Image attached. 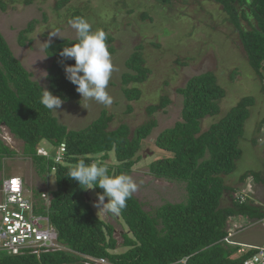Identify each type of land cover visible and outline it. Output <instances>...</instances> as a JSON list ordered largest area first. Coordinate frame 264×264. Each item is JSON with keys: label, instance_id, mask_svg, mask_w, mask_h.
I'll list each match as a JSON object with an SVG mask.
<instances>
[{"label": "trees", "instance_id": "16d2710c", "mask_svg": "<svg viewBox=\"0 0 264 264\" xmlns=\"http://www.w3.org/2000/svg\"><path fill=\"white\" fill-rule=\"evenodd\" d=\"M15 1L0 0V11H7ZM70 1L57 0L55 9H65ZM158 1L164 6L173 2ZM209 1L220 5L228 22L238 30L248 62L256 77L263 80L264 0ZM31 2L24 0L25 4ZM72 17L84 18L80 11H75ZM242 20L249 24V29L242 26ZM35 25L36 20L31 21L20 32L21 46ZM112 41L107 35V44ZM75 42L78 40L58 39L45 49L52 58L47 75L48 90L64 102L79 99L76 85L66 78L59 55L64 46ZM108 50L112 53L113 47ZM140 50L141 46L136 47L128 57L126 71L121 76L122 92L128 101L140 98L142 92L138 85L145 83L150 74ZM64 63L74 64L75 61L68 59ZM32 77L0 32V125L4 124L24 142V154L34 161L40 176L54 171L57 189L51 192L48 207L41 198L43 193L35 190L33 194L37 199L36 215L49 217L63 249L40 256L0 253V264H86V257L104 259L109 264H241L253 253L240 254L238 245L224 241L232 219L264 220V205L250 198L244 202L236 200L231 197L234 188L227 184L228 176L236 170L242 156L240 142L245 138L250 108L256 102L253 96L241 98L224 117L203 130V120L220 112L219 102L226 96L217 76L211 71L196 75L176 90L183 97L181 119L155 140L156 147L169 152L170 156L152 162L149 172L156 179L183 183L187 199L180 203L167 202L154 212H148L132 195L119 214H112L127 225V230L120 234L125 250L116 252L119 246L115 228L97 216L88 196L91 189L97 194L103 193V189L99 186L83 189L66 175L81 159L87 164L107 165L105 161L111 153L115 154L117 163L107 165L110 174L129 175L141 159L138 153L142 141L157 126L153 114L165 109L170 99L163 96L158 104L149 105L146 111L151 118L133 131L127 124L111 130L113 118L105 109L90 125L71 130L41 103L44 89ZM131 110L128 106V111ZM43 143L51 153L49 157L37 154V147ZM253 143L256 145L257 140L253 139ZM61 144L65 145L63 160L56 162L54 156ZM1 146V157L15 155L4 144ZM248 177L264 183L263 172L251 169L238 181L245 182ZM227 198L230 204H225Z\"/></svg>", "mask_w": 264, "mask_h": 264}, {"label": "rangeland", "instance_id": "374dc122", "mask_svg": "<svg viewBox=\"0 0 264 264\" xmlns=\"http://www.w3.org/2000/svg\"><path fill=\"white\" fill-rule=\"evenodd\" d=\"M56 2L32 0L30 4H25L24 0H16L7 11H0V32L14 56L32 73V79L47 90L52 58L47 56L45 44L49 42L50 45L58 39H77L70 23L74 20L72 15L75 11L82 13L93 30H103L113 38L107 44L108 48L113 47L110 54L114 70L107 87L113 103L105 106L94 100L86 101L79 94L78 101H62L60 109L52 111L61 124L71 130L85 128L105 109L113 118L111 130L127 124L133 131L151 118L146 111L149 105L158 104L163 96L170 99L165 109L153 114L157 126L142 141L138 153L141 159L129 174L138 185L133 195L143 204L144 210L154 212L167 202L180 203L187 199L183 183L156 179L150 174L149 166L157 159L170 156L169 152L156 147L155 140L163 130L181 119L183 97L176 90L184 87L192 77L208 71L217 76L226 96L219 102L220 112L203 120V130L224 117L241 98L253 96L256 99L245 123V138L240 142L242 156L236 170L228 176V183L232 184V180L239 179L250 169L262 170L264 174V79L256 77L243 50L239 32L228 22L220 5L209 0H173L166 6L158 0H71L65 9L58 11L55 9ZM35 20L36 25L27 34L24 46H21L20 32ZM242 26L250 28L244 20ZM57 30L64 38L49 35L51 31ZM138 46H141L140 52L150 74L145 83L138 85L142 92L140 98L128 101L122 92L121 76L126 71V60ZM83 104H87L88 109ZM128 106L132 108L131 111H128ZM253 139L257 140L256 145ZM1 143L14 151L15 155L1 157L0 153V180L3 176L23 177L26 193L33 194L35 190L43 193L41 198L47 207L51 192L57 189L54 171L40 176L34 161L24 154V142L16 138L4 124L0 125V150ZM43 146H38L39 151L48 154L44 143ZM114 155L111 153L105 161L107 165L117 163ZM88 196L92 199L91 205L97 216L114 226L119 246L116 252L124 251L120 234L127 230V225L95 206L98 194L94 189L89 191ZM33 200L36 203L37 199ZM230 203L227 198L225 204ZM246 224L242 223L240 226L243 228L237 229L236 239L264 245V229ZM230 227L231 221L228 230Z\"/></svg>", "mask_w": 264, "mask_h": 264}, {"label": "clouds", "instance_id": "9594fccd", "mask_svg": "<svg viewBox=\"0 0 264 264\" xmlns=\"http://www.w3.org/2000/svg\"><path fill=\"white\" fill-rule=\"evenodd\" d=\"M70 23L76 31L78 42L72 43L71 46H64L59 53L66 78L76 85V91L83 100H94L99 104L110 106L113 99L107 91V87L114 70V64L108 50L107 33L99 29L93 30L92 25L83 17H76ZM49 35L63 37L58 30L51 31ZM45 47L49 48V42H46ZM68 59H73L75 63H64ZM43 89L41 103L49 111H58L62 104V98L53 95L45 88ZM83 106L88 109L87 104H83ZM37 154H39L38 147ZM41 156L43 155L41 154ZM66 176L76 180L83 189L94 186L103 189V193L98 194L95 206L114 215L119 214L127 206V200L138 189L137 183L131 176L110 174L107 165L98 162L87 164L83 159L74 168H71ZM105 197H107V202H105Z\"/></svg>", "mask_w": 264, "mask_h": 264}, {"label": "built area", "instance_id": "2783aa9c", "mask_svg": "<svg viewBox=\"0 0 264 264\" xmlns=\"http://www.w3.org/2000/svg\"><path fill=\"white\" fill-rule=\"evenodd\" d=\"M40 154L48 157L45 151ZM65 145L57 149L54 156L56 162L63 160ZM236 200L244 202L249 198L246 194H234ZM35 201L26 193L24 180L20 176L11 175L0 182V253L19 256L63 249L58 243L57 230L46 215H36ZM48 207V206H47ZM264 222V220H262ZM235 228V229H234ZM230 227L225 242L240 247L239 253H253L241 264H264V247L251 246L233 240L235 231L243 226ZM235 231H234V230ZM86 264H109L104 259L86 257Z\"/></svg>", "mask_w": 264, "mask_h": 264}, {"label": "crops", "instance_id": "0c3cea01", "mask_svg": "<svg viewBox=\"0 0 264 264\" xmlns=\"http://www.w3.org/2000/svg\"><path fill=\"white\" fill-rule=\"evenodd\" d=\"M3 178H6V177L3 176ZM21 178L24 180V184H25V182H26L25 179L23 177H21ZM228 181L229 180L227 178V184L229 186H232L235 190L234 192H231V197H233L234 194H236V193L246 194L249 196V198H250V200H252V202H254L256 204L264 205V183L255 182L251 177H248L245 182H240V181H238V179H234V180H232L233 183L229 184ZM0 182H1V180H0ZM25 188H26V185H25ZM26 191H27V189H26ZM27 195L30 196L32 199H35L33 194L27 193ZM244 222H245V224L248 223V224H246V226L252 225L254 227H262L264 229V222L263 221L253 222L247 218H241V217L240 218L237 217V218L232 219L231 224L233 227H235L236 225L239 226ZM237 233H238V231L235 232V234L233 236V240H235L236 242L241 243V244H245V245L263 246L264 247V245H260L259 243H256L254 241H249V240L248 241H243V240L240 241L239 239H236Z\"/></svg>", "mask_w": 264, "mask_h": 264}]
</instances>
